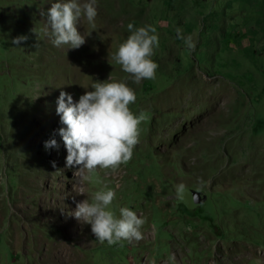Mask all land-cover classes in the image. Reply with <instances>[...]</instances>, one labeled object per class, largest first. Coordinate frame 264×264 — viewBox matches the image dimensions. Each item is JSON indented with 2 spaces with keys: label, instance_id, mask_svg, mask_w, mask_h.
<instances>
[{
  "label": "rangeland",
  "instance_id": "rangeland-1",
  "mask_svg": "<svg viewBox=\"0 0 264 264\" xmlns=\"http://www.w3.org/2000/svg\"><path fill=\"white\" fill-rule=\"evenodd\" d=\"M50 2L0 0V264H264V0H97L77 48L44 34ZM129 22L158 34L154 78L125 80L145 118L129 160L85 186L114 188L113 212L129 206L145 223L140 240L108 244L70 215L84 194L55 98L130 76L112 58Z\"/></svg>",
  "mask_w": 264,
  "mask_h": 264
},
{
  "label": "clouds",
  "instance_id": "clouds-1",
  "mask_svg": "<svg viewBox=\"0 0 264 264\" xmlns=\"http://www.w3.org/2000/svg\"><path fill=\"white\" fill-rule=\"evenodd\" d=\"M97 0H51L49 7L41 8L40 15L45 17L43 32L53 46L67 45L77 48L84 43L85 37L78 31L81 17L90 25L97 15ZM127 36L118 44L113 60L121 70L130 76L115 80L110 75L104 80H95L91 90H87L74 101L71 93L63 89L55 98V113L58 114L60 127L55 131L66 149L65 167H74L73 176L77 177L76 194L84 198L75 203L70 215L78 221L89 224L90 231L98 241L108 244L120 240H140L144 217L129 206H120L118 215L109 207L115 196L112 187H101L88 191L85 182L97 168L116 169L129 160L133 147L138 142L139 124L145 118L143 113H133L128 105L135 101V92L125 82L131 79L138 83L141 79H152L157 63L152 59L153 50L158 46V34L153 25H125ZM177 39L191 50L195 44L190 35L181 36L176 30ZM24 35L13 38V43L24 40ZM66 48V49H67ZM45 149L57 147L54 137L45 140ZM55 166V161H52ZM78 166V167H75ZM184 185L176 186L177 193ZM169 264L175 258L168 257Z\"/></svg>",
  "mask_w": 264,
  "mask_h": 264
},
{
  "label": "water",
  "instance_id": "water-1",
  "mask_svg": "<svg viewBox=\"0 0 264 264\" xmlns=\"http://www.w3.org/2000/svg\"><path fill=\"white\" fill-rule=\"evenodd\" d=\"M184 194L186 198L188 199V201L193 205L199 203L201 200V195L199 194L197 190L187 189L184 191Z\"/></svg>",
  "mask_w": 264,
  "mask_h": 264
}]
</instances>
